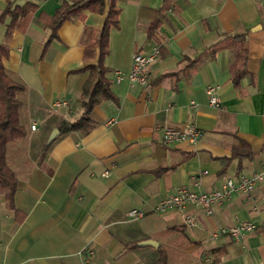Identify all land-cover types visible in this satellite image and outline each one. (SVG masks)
Masks as SVG:
<instances>
[{"label":"crops","instance_id":"1","mask_svg":"<svg viewBox=\"0 0 264 264\" xmlns=\"http://www.w3.org/2000/svg\"><path fill=\"white\" fill-rule=\"evenodd\" d=\"M27 1L33 0H0V11L8 2ZM62 1H35L38 8L25 27H15L9 37L10 18L0 23V45L8 53L0 59L24 86L18 100L25 130L6 149L18 182L14 204L25 215L18 222L0 194V264H162L158 247L165 264L264 263V0H175L153 37L148 28L163 0H116L119 27L110 30L104 59L116 99L93 107V128L86 134L61 133L58 126L82 112L80 93L88 77L83 67L95 61H86L84 50L105 15L85 9L52 33L38 14H53ZM242 32L249 74L235 87L230 66L236 47L213 54L207 47ZM155 47L147 85L115 80L116 70L130 71L135 53ZM208 86L217 88V106L209 103ZM58 99L66 103L56 106ZM186 126L203 136L161 141L162 127ZM55 128L59 133L47 143ZM237 138L255 151L252 159L231 157ZM254 172L263 179L250 194H234L210 214L188 205L194 226H185L176 211H154L180 187L210 191L227 177ZM133 208L144 215L131 217ZM244 221L256 228L239 239L222 232ZM147 239L157 246L139 244ZM131 242L138 245L123 252ZM215 249L222 253L212 263Z\"/></svg>","mask_w":264,"mask_h":264},{"label":"trees","instance_id":"2","mask_svg":"<svg viewBox=\"0 0 264 264\" xmlns=\"http://www.w3.org/2000/svg\"><path fill=\"white\" fill-rule=\"evenodd\" d=\"M33 1H27L21 6H13L10 2L0 11V23H3L6 17L10 18V22L6 26V37L11 35L15 27L24 28L29 21L31 15L37 10L38 5ZM175 0H163L159 8V16L151 23L148 28V35L153 37V30L160 23V16L168 9H174ZM90 10L98 14H104V22L99 31L95 34L93 41L86 45L84 50V59L86 61L94 60L83 67L88 71V77L83 84L80 93V105L82 112L74 121L63 120L59 123L58 129L61 133L79 131L88 133L93 128L92 110L95 105L104 100H115V95L111 89V80L107 76V68L104 65V59L109 52V33L112 28L119 27L118 15L121 11L116 0H63L55 9L53 14L40 12L39 20L49 28L52 33L56 32L59 26L66 20L78 16L83 10ZM247 33L225 34L219 40L207 47L211 54L220 49L230 46L236 47L237 51L235 59L230 66V77L235 87L240 86V81L247 76V58L248 50L246 47ZM45 44L44 48L46 47ZM7 47L0 45V57L7 56ZM199 57L190 60V65L196 64ZM189 65V66H190ZM24 90L22 83L14 80L3 66L0 59V194L6 200V205L15 211V219L21 222L24 213L20 211L14 204V195L17 190V178L14 171L6 162L7 145L25 135V130L19 120L20 102L18 94ZM48 147L45 144L41 156ZM232 158L252 159L255 155L250 146L241 138L236 139V143L231 146ZM230 157V158H231ZM161 168L158 172L164 171ZM240 169V168H239ZM138 242L127 243L123 246V252L136 247ZM159 262L165 264L166 256L161 247H158ZM214 257L212 263L219 260L221 249L213 250ZM264 264V263H262Z\"/></svg>","mask_w":264,"mask_h":264},{"label":"built area","instance_id":"3","mask_svg":"<svg viewBox=\"0 0 264 264\" xmlns=\"http://www.w3.org/2000/svg\"><path fill=\"white\" fill-rule=\"evenodd\" d=\"M158 56V48H153L150 52H137L133 55L132 66L129 72L122 70L115 71V80L126 78L131 83L145 86L148 83L146 68L156 60ZM209 96V103L217 106L220 101L217 97L216 86H208L206 90ZM65 100H55V105L65 104ZM193 103V101H192ZM32 129L35 125L30 126ZM161 141L164 144H174L180 141H196L203 136V132L194 127L186 126L184 128L162 127L160 130ZM105 174V172H104ZM263 179L261 172H254L250 175L237 174L227 177L219 188L210 191L193 190L187 187H180L172 193L162 197L154 206V211L163 213L168 211H176L180 214L183 223L187 227L194 226L196 218L193 214L186 212L188 205L200 206L206 214L212 212L214 205H220L229 200L234 194L245 193L250 194L256 184ZM141 208H133L129 211L131 217H141L144 215ZM255 224L249 221L239 222L229 228L223 230L233 239H239L246 233L253 231Z\"/></svg>","mask_w":264,"mask_h":264},{"label":"water","instance_id":"4","mask_svg":"<svg viewBox=\"0 0 264 264\" xmlns=\"http://www.w3.org/2000/svg\"><path fill=\"white\" fill-rule=\"evenodd\" d=\"M58 133H59L58 129H56V128L53 129L51 131L48 139H47V143L51 142ZM139 244L140 245H151V246H154V247L157 246V243L154 240H151V239L140 241Z\"/></svg>","mask_w":264,"mask_h":264}]
</instances>
